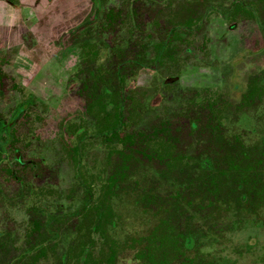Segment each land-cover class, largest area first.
<instances>
[{"label": "rangeland", "instance_id": "1", "mask_svg": "<svg viewBox=\"0 0 264 264\" xmlns=\"http://www.w3.org/2000/svg\"><path fill=\"white\" fill-rule=\"evenodd\" d=\"M85 7L0 85V264H264V0Z\"/></svg>", "mask_w": 264, "mask_h": 264}, {"label": "flooded vegetation", "instance_id": "2", "mask_svg": "<svg viewBox=\"0 0 264 264\" xmlns=\"http://www.w3.org/2000/svg\"><path fill=\"white\" fill-rule=\"evenodd\" d=\"M91 6V11L95 13V19L97 12L100 11V6L97 4H92ZM84 7L85 0H0V85L5 82L3 76L13 71L12 67L15 60L19 58L21 47H24L23 50L27 48L26 45L15 42L17 37L21 35L22 30L24 32L27 24L24 20L35 22L37 19H46L54 14L64 17L67 21L68 18L66 17L70 12ZM87 8L88 5L85 9L87 10ZM109 17H112V13ZM77 28L76 34H79L81 32L79 30L82 28H79V26ZM10 44H14L13 47ZM7 61L10 64H6ZM262 85H264V81ZM234 89L237 90L236 94H240V96L242 94L243 96L241 85L236 84Z\"/></svg>", "mask_w": 264, "mask_h": 264}, {"label": "trees", "instance_id": "3", "mask_svg": "<svg viewBox=\"0 0 264 264\" xmlns=\"http://www.w3.org/2000/svg\"><path fill=\"white\" fill-rule=\"evenodd\" d=\"M117 138H119L120 137V135H115ZM132 140H133V137H131V136H126L125 138H124V140L123 141H127V142H129V143H132ZM193 241V240H192Z\"/></svg>", "mask_w": 264, "mask_h": 264}]
</instances>
